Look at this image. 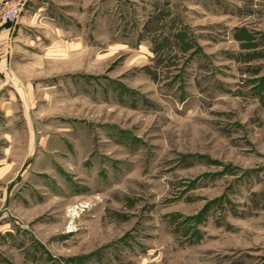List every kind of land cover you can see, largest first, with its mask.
Returning <instances> with one entry per match:
<instances>
[{"label": "rangeland", "instance_id": "1", "mask_svg": "<svg viewBox=\"0 0 264 264\" xmlns=\"http://www.w3.org/2000/svg\"><path fill=\"white\" fill-rule=\"evenodd\" d=\"M97 13L13 34L0 264H264V0Z\"/></svg>", "mask_w": 264, "mask_h": 264}, {"label": "crops", "instance_id": "2", "mask_svg": "<svg viewBox=\"0 0 264 264\" xmlns=\"http://www.w3.org/2000/svg\"><path fill=\"white\" fill-rule=\"evenodd\" d=\"M0 0V10L2 8ZM111 1L117 0H25L22 11L15 21H0V75L5 78L8 58L13 55L15 38L13 34L21 28L25 31L41 32L46 24H52L56 33L63 34V26L73 20H105L95 14L96 10L108 9L111 7ZM68 20H70L68 22ZM41 28V29H40ZM34 35V40L38 42V36ZM60 38V37H58ZM60 45L63 39L60 38Z\"/></svg>", "mask_w": 264, "mask_h": 264}, {"label": "built area", "instance_id": "3", "mask_svg": "<svg viewBox=\"0 0 264 264\" xmlns=\"http://www.w3.org/2000/svg\"><path fill=\"white\" fill-rule=\"evenodd\" d=\"M24 0H9L4 2V9L1 13L2 20L5 21H14L20 15V12L23 7Z\"/></svg>", "mask_w": 264, "mask_h": 264}]
</instances>
